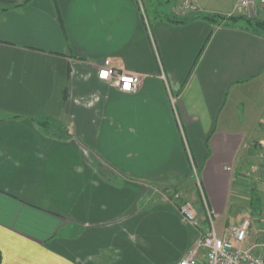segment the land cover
Returning <instances> with one entry per match:
<instances>
[{
  "label": "crops",
  "instance_id": "crops-1",
  "mask_svg": "<svg viewBox=\"0 0 264 264\" xmlns=\"http://www.w3.org/2000/svg\"><path fill=\"white\" fill-rule=\"evenodd\" d=\"M196 1L172 23L152 0H0V264H180L208 211L264 244V33ZM108 60L136 91L98 78Z\"/></svg>",
  "mask_w": 264,
  "mask_h": 264
},
{
  "label": "built area",
  "instance_id": "built-area-1",
  "mask_svg": "<svg viewBox=\"0 0 264 264\" xmlns=\"http://www.w3.org/2000/svg\"><path fill=\"white\" fill-rule=\"evenodd\" d=\"M262 2L264 3V0ZM195 3V0L185 1L182 13L195 12L197 9ZM239 9L248 18L257 17L256 0H239ZM103 73H106V75H103ZM98 78L117 88L122 93L136 91L141 82L139 74L119 71L109 60L98 69ZM262 181L264 185V154ZM166 199H172L171 203L177 205L185 222L197 229H202V221L198 215V209L192 201L184 198L181 192H170ZM207 218L210 223L209 228L204 233H201L197 246L180 264H198L197 258L200 251L205 252V264H264V255L260 251L264 248L263 243L245 247L246 240L250 234L251 222L249 220L241 222L238 227L229 230L223 236H219L214 228L213 218L209 211L207 212Z\"/></svg>",
  "mask_w": 264,
  "mask_h": 264
},
{
  "label": "rangeland",
  "instance_id": "rangeland-1",
  "mask_svg": "<svg viewBox=\"0 0 264 264\" xmlns=\"http://www.w3.org/2000/svg\"><path fill=\"white\" fill-rule=\"evenodd\" d=\"M187 0H152L150 4H146L144 2L143 6L144 9L146 10V13L148 12L149 17L154 18L155 16H164L168 15L171 16L173 19H183V17H186V15H183L182 10H183V3ZM195 2H197L195 0ZM146 4V5H145ZM195 6H197V3H195ZM196 12V11H195ZM194 13V12H193ZM185 14H190L185 13ZM263 161H261V165L263 166ZM198 264H205V252L200 251L198 255Z\"/></svg>",
  "mask_w": 264,
  "mask_h": 264
},
{
  "label": "trees",
  "instance_id": "trees-1",
  "mask_svg": "<svg viewBox=\"0 0 264 264\" xmlns=\"http://www.w3.org/2000/svg\"><path fill=\"white\" fill-rule=\"evenodd\" d=\"M156 18H161L165 21H169V22H172V23H186L187 21H182V20H176V19H173L171 16H168V15H162V16H155ZM207 20L211 21L212 23L214 24H223V23H228V25H243V27L246 29V30H250V31H253V32H257V33H264V21L258 19V18H248L246 16H238V17H208L206 18ZM47 122V121H45ZM252 205H253V210L254 212L257 213V210H259V207H261V202L259 200V198H254V202H251Z\"/></svg>",
  "mask_w": 264,
  "mask_h": 264
},
{
  "label": "snow or ice",
  "instance_id": "snow-or-ice-1",
  "mask_svg": "<svg viewBox=\"0 0 264 264\" xmlns=\"http://www.w3.org/2000/svg\"><path fill=\"white\" fill-rule=\"evenodd\" d=\"M103 75H106V73H103Z\"/></svg>",
  "mask_w": 264,
  "mask_h": 264
},
{
  "label": "bare ground",
  "instance_id": "bare-ground-1",
  "mask_svg": "<svg viewBox=\"0 0 264 264\" xmlns=\"http://www.w3.org/2000/svg\"><path fill=\"white\" fill-rule=\"evenodd\" d=\"M259 16V15H258Z\"/></svg>",
  "mask_w": 264,
  "mask_h": 264
}]
</instances>
